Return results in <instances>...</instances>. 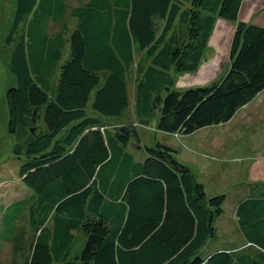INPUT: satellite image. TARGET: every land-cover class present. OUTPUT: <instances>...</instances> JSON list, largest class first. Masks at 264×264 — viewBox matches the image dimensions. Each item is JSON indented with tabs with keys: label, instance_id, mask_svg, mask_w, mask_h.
Masks as SVG:
<instances>
[{
	"label": "trees",
	"instance_id": "1",
	"mask_svg": "<svg viewBox=\"0 0 264 264\" xmlns=\"http://www.w3.org/2000/svg\"><path fill=\"white\" fill-rule=\"evenodd\" d=\"M243 1L15 0L8 130L21 136L30 194L0 210V264H264V157L235 209L247 246L204 251L225 195L207 196L166 141L136 159L139 126L114 123L131 72L134 116L177 135L229 121L264 90V23L238 19ZM218 19L235 23L225 72L178 89L175 74L198 70Z\"/></svg>",
	"mask_w": 264,
	"mask_h": 264
},
{
	"label": "rangeland",
	"instance_id": "2",
	"mask_svg": "<svg viewBox=\"0 0 264 264\" xmlns=\"http://www.w3.org/2000/svg\"><path fill=\"white\" fill-rule=\"evenodd\" d=\"M14 5L15 0H0V210L12 200L30 194L18 175L20 160L15 148L21 136L8 130L6 91L15 84V79L8 69L11 44L7 45L5 40L12 25ZM252 14H258L264 23V0L243 1L238 19L248 21ZM234 29L235 23L223 19L216 21L206 56L198 70L194 73L175 74V86L178 89L207 85L221 77L228 66ZM134 79L135 74L131 72L127 81L129 107L123 118L114 120V123L134 121L139 126L141 151L135 150L137 145L133 143L128 145L129 151L139 159L145 155L144 145H152L154 138L177 148L176 158L192 166L197 179L204 183L207 196L225 195L223 212L215 221L216 237L207 242L204 251L244 249L247 244L237 224L235 209L250 189L259 183L250 178L249 166L253 159L261 160L264 157V92L263 96L239 109L229 121L205 127L192 134L177 135L156 130L152 123L148 126L140 124L133 111ZM37 124L42 125L41 121Z\"/></svg>",
	"mask_w": 264,
	"mask_h": 264
},
{
	"label": "crops",
	"instance_id": "3",
	"mask_svg": "<svg viewBox=\"0 0 264 264\" xmlns=\"http://www.w3.org/2000/svg\"><path fill=\"white\" fill-rule=\"evenodd\" d=\"M250 19L248 20V21H252L253 20V18H254V15L252 14V16H250L249 17ZM248 21H245V22H248ZM244 22V21H243ZM264 92V90H262L261 92H259L249 103H247L246 105H249L250 103H252V102H254L257 98H259V97H261V96H263V93ZM263 98H264V96H263ZM244 107V106H243ZM258 152V151H257ZM217 172V171H216ZM6 206V205H5ZM4 206V207H5ZM2 209V208H1ZM246 242V241H245ZM246 244H247V242H246ZM244 246V245H243Z\"/></svg>",
	"mask_w": 264,
	"mask_h": 264
},
{
	"label": "water",
	"instance_id": "4",
	"mask_svg": "<svg viewBox=\"0 0 264 264\" xmlns=\"http://www.w3.org/2000/svg\"><path fill=\"white\" fill-rule=\"evenodd\" d=\"M31 129H33V128H31Z\"/></svg>",
	"mask_w": 264,
	"mask_h": 264
}]
</instances>
